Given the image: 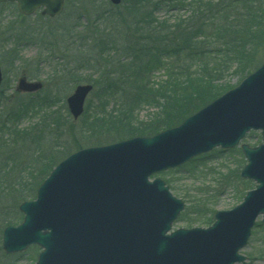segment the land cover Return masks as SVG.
Returning <instances> with one entry per match:
<instances>
[{
    "label": "water",
    "instance_id": "1",
    "mask_svg": "<svg viewBox=\"0 0 264 264\" xmlns=\"http://www.w3.org/2000/svg\"><path fill=\"white\" fill-rule=\"evenodd\" d=\"M8 2L25 16L42 9L56 18L65 8V0H0ZM2 81L0 67V87ZM42 88L26 78L17 86L24 93ZM92 91L79 85L67 99L75 121ZM251 130L261 131L263 143L242 145L247 165L241 176L256 189L233 210L217 212L212 227L168 235L185 204L150 177L214 148L234 149ZM20 211L24 222L5 229L3 249L15 254L37 245L43 251L36 264H248L240 251L260 216L264 223V64L177 128L71 155Z\"/></svg>",
    "mask_w": 264,
    "mask_h": 264
},
{
    "label": "rangeland",
    "instance_id": "2",
    "mask_svg": "<svg viewBox=\"0 0 264 264\" xmlns=\"http://www.w3.org/2000/svg\"><path fill=\"white\" fill-rule=\"evenodd\" d=\"M129 1L131 2V0H124L122 5L115 8L110 0H66L64 13L54 19L44 18L40 12H37L34 16L24 17L18 12L17 6L11 4L0 5V66L4 78L0 90V264L36 263L41 249L35 246L30 247L23 253L7 255L2 245L3 232L7 226H17L22 222V214L19 211L20 205L35 199V188L38 181L41 178L42 182L60 163L56 159L61 156H64L65 159L67 154L69 156L79 151L72 152L76 145L68 147L65 144L66 151H70L65 153L62 139L57 141L54 137L45 136V142L40 147L46 154L47 152L54 154L56 164L52 167L53 169L48 165L43 167L42 164H36L40 151L33 152L35 146L29 144V149L33 153L29 151L31 158L28 157L30 155L26 154L25 149H21V144L19 145L17 142L20 139L15 137V130L37 133L38 131H35V129L48 117L47 107H45L47 103L41 102V100L48 97L51 99L49 106L52 107V111H58V122L61 123L59 117L66 113L69 114L66 104L67 98L74 92L76 86L88 84L86 80L96 81L99 83V88L95 86L94 91L86 101L85 112L78 122H73L70 114L71 121L74 123L72 127L63 120L66 124L67 138L73 142V132L83 121L82 119H84L89 105L91 108L89 114H93L92 116L96 115V112L100 111L102 107L99 104V99L102 93L100 90L104 86L101 83L103 80L100 77L101 75L93 74L94 69L91 68L93 64L87 63L88 58L94 55H91L86 49L81 51L79 60L75 57L76 53L74 52L62 50L63 53H61L58 48H55V50L54 46L60 45L62 40L60 32L66 27L73 29L74 26L78 25L73 46L77 47L78 44H84L87 36H91L92 33L93 35L96 34L93 28L98 22H100L101 28H105L107 25L104 21L107 18H109V22L116 21L118 24H122L121 18L127 16L124 9L125 2ZM189 1L191 0H183L184 6L179 8L162 7L156 12L155 18L159 21H167L172 26L179 20L191 24L192 10L185 7ZM216 3L217 1L213 2V4ZM234 5L236 4L234 3ZM236 9L238 10L234 11V18L238 17L235 16V12H243L241 7H236ZM216 10L217 8H214L213 12L216 13ZM222 22L225 24L224 17H222V14L218 15L216 13L213 15L212 21L207 22L209 27H205V33L211 31L215 33L214 28ZM230 22H234V25L237 24L236 19L233 18ZM198 25L194 27L197 28ZM25 34L31 35L28 37ZM39 34H48L50 40L44 41L45 37H41ZM22 35L27 37L25 41L22 40ZM201 37L203 42L207 41L205 35ZM71 43L72 41L69 40L66 45ZM214 46L215 42L212 38H209L204 52H209L215 48ZM12 48L16 51L13 56L7 53ZM201 48L203 49L204 46ZM14 60H16L15 63ZM263 62L264 40L254 48L252 63H255V66L251 70L254 72ZM83 63H86L88 67H83ZM81 66L90 70H81V72L75 74V67ZM65 67L73 68L71 73L74 74L72 77L62 75L63 71L61 69ZM237 68L238 65L231 64L230 71L218 80L217 85L237 87L248 74L245 71H239ZM23 75L27 76L29 80L42 82L43 89L34 95L19 94L16 91V86ZM150 79L153 83L166 80L167 70L157 68L151 74ZM75 82H78L77 85ZM91 84L94 85V83ZM116 97L120 98L119 96ZM37 103L38 106L43 107L38 113L23 114L19 118L13 115L12 120H9L6 127L1 126V122H7L6 116L11 110L15 113L22 104H27V106L30 104L28 110L31 112L30 107L33 111L36 110ZM102 105L108 106V112L118 108L116 101H111L110 104L105 101ZM156 111L150 105L141 104L136 109V120L138 123H148ZM92 143L90 142V146H86L88 143L85 144V142L79 144H85V148L95 147L91 146L94 145ZM261 143L260 132L251 131L240 145L248 144L251 147H256ZM16 151L18 152L15 153ZM11 155L12 158H9ZM246 164L247 160L240 146L225 151L216 148L209 153L194 158L178 169L154 175L152 179L159 178L163 180L170 188L172 195L185 204V210L173 224V230L208 228L213 224V217L216 212L229 211L238 206L247 192L255 189L257 185L255 182L241 177V171ZM241 254L247 257L250 264H264V224L262 223V217L258 218L249 243L241 251Z\"/></svg>",
    "mask_w": 264,
    "mask_h": 264
},
{
    "label": "trees",
    "instance_id": "3",
    "mask_svg": "<svg viewBox=\"0 0 264 264\" xmlns=\"http://www.w3.org/2000/svg\"><path fill=\"white\" fill-rule=\"evenodd\" d=\"M182 1L125 2L124 9L127 16L121 18L122 24L116 21L109 22L107 18L104 20L107 25L101 28L98 22L93 28L96 34L87 36L85 43L78 44L77 47L73 46V41L78 25L73 29L66 27L60 32L61 43L55 45L54 49L58 48L61 53L62 50L74 52L79 60L81 51L86 49L94 55L88 58L87 63L93 64L91 67L94 69L93 74L101 75L103 80L101 83L104 86L100 90L102 93L99 99L102 107L92 116L93 114H89L90 105L88 106L83 121L73 132L72 142L66 134L65 122L71 127L74 125L69 114L61 115L59 117L61 123H59L58 111H52V107L49 106L51 99L48 97L41 100L42 103H47L45 107L48 117L38 125L37 130L35 129L38 132L33 134L29 131L15 130V137L20 139L17 142L21 144V149H25L26 154L30 151L29 144L35 146L33 152L40 151L36 164H42L43 167L48 165L50 168L56 164L54 154L48 152L46 154L40 147L45 142V136L54 137L57 141L62 139L64 146L76 145L72 152L85 148L86 143H88L86 146H90V142L94 144L91 146H102L138 136L153 137L181 125L187 118L231 90L232 87L217 85L218 80L230 71L231 64L238 65L239 71L248 74L253 72L251 69L255 66V63H252L254 48L264 40V0H191L185 6L192 10L191 24L179 20L172 26L167 21H159L155 18L156 12L162 7L179 8L184 6ZM214 1L217 3L213 4ZM236 7L243 8V12H235V16L238 17L234 18V11L238 10ZM214 8H217L218 15L222 14L225 24L222 22L214 28L215 33L211 31L206 34L205 27H209L207 22L210 23L213 15L216 14L213 12ZM232 18L236 19V25L230 22ZM197 24L199 25L195 28ZM25 35L29 37L31 34ZM39 35L45 37L44 41L50 40L48 34ZM204 35L207 41L212 38L215 42V48L207 53L204 52L207 41L201 40V36ZM26 36L22 35L23 41L27 39ZM69 40L72 43L66 45ZM15 52L12 48L7 53L13 56ZM84 66L86 63H83ZM69 67L61 69L64 77H72L81 70H90L81 66L75 67V72L71 73L73 68L69 69ZM157 68L167 70V79L153 83L150 77ZM86 83L99 85L92 80H86ZM105 101L107 104L116 101L118 108L108 112V106L102 105ZM141 104L150 105L157 110L148 123H138L136 120V109ZM29 106L30 104L28 106L22 104L15 113L11 110L6 116L7 122H1V126L6 127L13 115L16 118L23 114L32 115L43 108L37 103L36 110L33 111L30 107L31 112H29ZM80 142L85 144H79ZM64 146V152H70L66 151ZM28 157L31 158V155ZM9 158H12V155ZM63 159L64 156H61L56 160L60 162ZM41 180L40 178L36 185L35 193L44 182Z\"/></svg>",
    "mask_w": 264,
    "mask_h": 264
}]
</instances>
